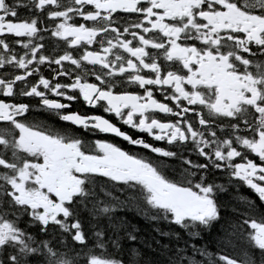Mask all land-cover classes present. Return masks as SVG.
<instances>
[{
	"label": "snow or ice",
	"instance_id": "6c2138e0",
	"mask_svg": "<svg viewBox=\"0 0 264 264\" xmlns=\"http://www.w3.org/2000/svg\"><path fill=\"white\" fill-rule=\"evenodd\" d=\"M0 264H264V0H0Z\"/></svg>",
	"mask_w": 264,
	"mask_h": 264
},
{
	"label": "trees",
	"instance_id": "16d2710c",
	"mask_svg": "<svg viewBox=\"0 0 264 264\" xmlns=\"http://www.w3.org/2000/svg\"><path fill=\"white\" fill-rule=\"evenodd\" d=\"M113 195L119 196L123 199V196L119 192H113ZM249 196L246 194H241ZM226 197V195H225ZM114 217L117 219H122L130 226H134L136 229L135 235L137 236L136 241H123L122 243L128 245L130 244L136 251L140 252L142 259H153L157 253L156 241L159 240L160 243H167L168 238L162 237L156 231L157 222L150 221L146 219L143 215L137 214V210L134 207H117L116 211L113 213ZM158 226L164 231H168V227L164 222H159ZM218 227H213L210 229H204L201 232V236L196 238L195 242L199 245H207L209 251L215 252L217 250L216 238L218 234ZM185 239L191 240V238L185 235ZM233 248L235 249V254L237 258H240L242 249L239 244L230 246L229 252L231 253ZM131 255V253H129Z\"/></svg>",
	"mask_w": 264,
	"mask_h": 264
},
{
	"label": "flooded vegetation",
	"instance_id": "af4514ba",
	"mask_svg": "<svg viewBox=\"0 0 264 264\" xmlns=\"http://www.w3.org/2000/svg\"><path fill=\"white\" fill-rule=\"evenodd\" d=\"M38 119H44L45 117L43 116V115H38V117H37ZM125 130H128V129H126V126H125ZM128 131H131V130H128ZM112 139H114L115 140V142H117V143H126V142H122V141H120V139L119 138H112ZM248 194L249 195V197L251 198L252 196H254V194L253 193H250V192H247V191H242L240 194ZM222 196H225L226 194H221Z\"/></svg>",
	"mask_w": 264,
	"mask_h": 264
}]
</instances>
